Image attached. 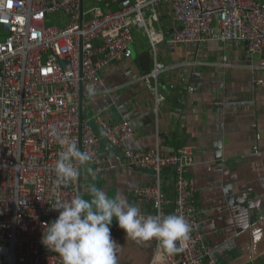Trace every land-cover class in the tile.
I'll list each match as a JSON object with an SVG mask.
<instances>
[{"label": "built area", "instance_id": "2783aa9c", "mask_svg": "<svg viewBox=\"0 0 264 264\" xmlns=\"http://www.w3.org/2000/svg\"><path fill=\"white\" fill-rule=\"evenodd\" d=\"M84 1L0 0V264H62L59 254L41 243L42 234L59 215L53 207L80 195V187L79 177L56 184L54 167L62 148L53 129L91 154L96 171L107 166L106 152L115 149L125 165L153 173L154 182L135 187L131 195L151 205L155 215L184 217L190 232L187 240L176 242L182 250L175 253L156 240L149 264H220L204 241L205 212L186 175L191 148L172 154L159 147L132 149L126 144L134 135L128 122L95 117L93 126L81 117L80 106L106 92L104 68L131 58L133 32L141 31L153 66L134 81L153 80L157 110L164 100L156 87L163 73L157 50L165 35L153 23L161 5L171 14L170 43L202 48L216 41L264 60V0H130L118 9L107 8L104 0L84 8ZM59 14L66 22L57 19ZM222 65L230 66L226 59ZM167 169L173 174L172 211L162 188Z\"/></svg>", "mask_w": 264, "mask_h": 264}, {"label": "crops", "instance_id": "0c3cea01", "mask_svg": "<svg viewBox=\"0 0 264 264\" xmlns=\"http://www.w3.org/2000/svg\"><path fill=\"white\" fill-rule=\"evenodd\" d=\"M104 2L107 8L118 9L130 0ZM92 5V0L84 1V8ZM157 16L153 26L165 35L157 50L163 73L156 87L164 98L157 110L149 81H134L153 66L146 38L134 31L133 55L104 68L106 92L84 99L80 115L93 126L95 117L128 122L134 135L126 144L135 150L159 147L172 154L191 148L186 175L198 207L205 212L201 215L205 243L220 264H264V60L216 41L202 48L170 43L169 9L159 6ZM56 17L66 22L63 14ZM146 56L148 63L143 61ZM224 59L229 67L222 65ZM100 144L105 151L106 144L102 140ZM106 157L107 166L101 171L90 163L81 169L80 195L88 199L87 187L94 183L110 198L121 194L142 215L155 216L151 205H141L131 195L135 187L152 184L153 173L125 165L115 149ZM87 167L94 170V178ZM162 188L172 211L174 183L169 169L162 173ZM111 235L119 244L118 264L150 263L156 239L126 238L115 220Z\"/></svg>", "mask_w": 264, "mask_h": 264}, {"label": "clouds", "instance_id": "9594fccd", "mask_svg": "<svg viewBox=\"0 0 264 264\" xmlns=\"http://www.w3.org/2000/svg\"><path fill=\"white\" fill-rule=\"evenodd\" d=\"M94 96L95 90L88 89ZM62 148L55 163L57 186L77 180L81 169L92 160L91 154L81 151L68 135L53 129ZM87 172L95 177L91 167ZM88 199L77 195L67 203H59L53 209L58 217L46 224L41 243L62 258V264H118L119 244L111 235L113 220L123 230L126 238L149 241L156 239L169 253L179 252L177 241L188 239L190 226L184 217L168 214L142 215L139 208L130 204L121 194L109 197L102 189L90 183Z\"/></svg>", "mask_w": 264, "mask_h": 264}, {"label": "water", "instance_id": "95a60500", "mask_svg": "<svg viewBox=\"0 0 264 264\" xmlns=\"http://www.w3.org/2000/svg\"><path fill=\"white\" fill-rule=\"evenodd\" d=\"M122 1H125V0H122ZM127 1H128V0H127ZM127 4H129V2H128ZM127 4H126V5H127ZM126 5H124V6H126ZM132 55H133V52H132ZM143 61H144V62L146 61V62L148 63V57L146 56V57L144 58ZM141 67H142L143 69H144V68L147 69L149 66H145V67H144V66H141ZM148 72H149V71H147L146 74H147ZM146 74H144V75H146ZM149 83H150L151 85H153V80H149Z\"/></svg>", "mask_w": 264, "mask_h": 264}]
</instances>
